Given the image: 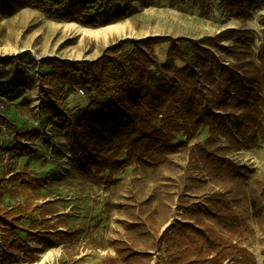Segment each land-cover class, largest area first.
<instances>
[{
  "label": "trees",
  "instance_id": "trees-1",
  "mask_svg": "<svg viewBox=\"0 0 264 264\" xmlns=\"http://www.w3.org/2000/svg\"><path fill=\"white\" fill-rule=\"evenodd\" d=\"M129 1L0 0V44L5 37L2 20L21 9L36 10L56 23L97 30L122 22L134 9ZM138 1L143 7L190 4L202 17L216 10L235 20H247L264 4V0ZM165 43L169 47L160 64L154 49ZM255 45L253 30L227 28L198 39H122L94 61H31L40 69L37 77L44 113L50 120L68 119L76 159L74 175L82 185L109 186L130 166L155 172L170 156L187 153L186 169L197 174L181 176L183 189L175 211L187 212L192 223L176 222L161 234L153 229L152 248L159 255L158 264H257L242 242L254 234V223L264 221V183L261 188L260 184L250 186L251 170L229 158L221 144L224 139L234 151L248 148L263 128L264 39L256 54ZM28 56V52L0 56L1 97L6 68ZM28 87V82H19L21 90L11 93L21 107L27 106L22 91ZM76 93L85 96L87 104L68 112L66 101ZM0 122L17 130L3 115ZM202 131L208 136L196 142ZM25 133L29 137L30 132ZM2 149L0 264H31L37 254L60 245L73 233L59 231L57 223L50 222L48 217L55 213L50 203L33 204L49 178L34 177L27 165L22 170L3 166ZM198 182L219 187L192 202L189 193L198 188ZM19 196L23 202L6 205L7 197ZM154 200L152 195L142 204L149 209ZM32 242L40 248L30 247ZM117 245L122 246L116 252L119 262L152 261L151 254L133 245Z\"/></svg>",
  "mask_w": 264,
  "mask_h": 264
},
{
  "label": "rangeland",
  "instance_id": "rangeland-1",
  "mask_svg": "<svg viewBox=\"0 0 264 264\" xmlns=\"http://www.w3.org/2000/svg\"><path fill=\"white\" fill-rule=\"evenodd\" d=\"M129 5L134 9L127 13L122 22L107 26L109 28L104 27L107 29H97L101 30L97 34L82 33L77 27H83L74 23L50 21L33 9H21L1 22L5 37L0 44V56H21L25 52L29 54L27 58H21L9 66L4 73V81L7 82L2 88L5 94L0 98L6 109L2 115L12 123L16 122L17 130L0 122V138L10 142L1 140L0 148H3L5 163L3 166L22 170L24 165H27L33 173L34 171L37 173L38 177L48 176L52 179L48 186L40 191L38 200L33 204L45 200L53 202L57 211L65 214L67 226L80 231L70 251L61 248L51 249L45 254L37 255L33 264H58L62 262L60 260L68 264H107L105 256L106 253L114 254L112 246L114 240L137 244L142 251H148L153 256L151 264H158L159 255L151 247L154 238L150 234V220L155 218L159 224L156 228L163 229L169 228L176 222L192 223L187 212H176L175 208L183 189L181 176L185 174V177H196L197 172H188L187 153L181 152L170 156L168 161L155 172L151 169L143 170L130 166L119 173L116 181L108 188L81 189L72 174L76 160L69 136H63L60 144L58 143L61 148L51 150V141L56 143L58 139H50V134L47 136V133H43L48 141L44 140V150L39 153L34 149L36 145L34 139L31 140L33 136L27 137L29 133H25L32 129L30 134H39V132L33 133L37 130V125L45 129L53 126L43 123L41 118L36 117L39 113L45 115L46 113L41 101H37L41 97L37 77L40 69L31 61L39 63L44 58L94 61L105 49L122 39L137 41L152 36L198 39L215 35L227 28L253 30L256 34L255 54L264 39V4L256 8L247 20L226 18L216 10H213L208 17H202L198 8L190 4L179 8H171L166 4L143 7L138 0H130ZM168 47V43L155 47L154 51L159 63L165 61ZM22 81L29 83V87L22 91L23 99L27 101L26 107L19 106L18 101L14 102L11 99L12 92L21 90L19 82ZM83 98L81 93L73 94L69 99L70 106H83L86 102ZM260 107L264 112V105L261 104ZM63 118L66 120L63 124L67 125L68 119ZM22 119L24 121H21ZM63 130L65 128H62L59 134H69L68 131ZM207 136L206 131L200 132L196 142H203ZM63 144L65 148L62 147ZM221 144L225 146L229 158L251 170L249 185L260 184L256 186L261 188L264 183V121L263 128L258 131L248 148L234 151L231 144L224 139L221 140ZM22 153L25 156L19 158ZM64 166L67 167V171L60 176ZM2 169L4 168L0 165V175ZM218 187L209 182H198V188L189 193L192 197L191 201H199L209 195L213 188L218 189ZM152 195L155 196L151 207L157 212L155 216L149 210L151 208L148 209L142 204ZM17 201L23 202V198L7 197L6 205L11 206ZM120 222H124V225ZM127 226L131 228L127 229ZM253 228L254 234L248 236L242 243L255 256L257 264H264V221L261 224L254 223ZM22 237L25 238V235ZM98 242H103L106 249L95 248L94 244ZM29 246L33 244L30 243Z\"/></svg>",
  "mask_w": 264,
  "mask_h": 264
},
{
  "label": "crops",
  "instance_id": "crops-1",
  "mask_svg": "<svg viewBox=\"0 0 264 264\" xmlns=\"http://www.w3.org/2000/svg\"><path fill=\"white\" fill-rule=\"evenodd\" d=\"M160 63H163V62H160ZM8 68H6V70H7ZM5 70V71H6ZM5 82H7V81H5ZM38 85V84H37ZM36 85V86H37ZM37 88H38V86H37ZM71 96H73V95H70V97ZM70 97L67 99V105H66V108L67 109H69V110H73V109H75V108H79V107H82V106H74V105H72V106H70V104H69V99H70ZM84 101H86L85 103H84V105H86L87 104V101H88V99L84 96ZM38 102L39 101H41L40 99H38L37 100ZM83 105V106H84ZM32 106H30V108H31ZM32 109H33V107H32ZM7 113V111L5 112V114ZM38 119H42V121H43V123H47L48 125H52L53 124V126H51V128L49 129H45L44 127H40L39 125H37L36 126V128H37V130H34V132L33 133H38L39 132V134H30L29 135V137H32L33 136V138H31V140H33L34 139V144L36 145L35 147H34V149H36L37 150V152H39V153H42V151L44 150V140H47L48 141V139H45L44 138V135L45 134H43V133H47L46 135L47 136H49V134L51 135L49 138L50 139H58V140H56V141H58V142H56V143H54L53 141H51V143H52V147L50 148L51 150H54V148H61V146L59 145L58 146V143L60 144V142L62 141V138H63V136L65 137L66 135L67 136H69V134H59V131H62V128L64 129L65 128V130H63V131H68V128H67V125H65V124H63L64 123V121H66V120H64V118L63 117H65V116H63V117H58V118H56V119H54V120H50L49 119V117H47V115H44V114H42V113H39L37 116H36ZM47 117V118H46ZM25 118V116L23 117V119ZM66 118V117H65ZM21 120V121H24V120ZM45 119H47L46 121H45ZM59 122H61V123H59ZM16 123V122H15ZM22 124H23V122H22ZM26 125H28V124H26ZM25 125V127H27ZM46 127V126H45ZM56 127H58L57 128V130H55L56 129ZM45 129V130H44ZM32 130V129H31ZM31 130L30 131H26V132H31ZM55 132H58V133H55ZM1 136V135H0ZM1 140H7V139H4V138H0V145H1ZM54 140V141H55ZM8 142H9V140H7ZM10 143V142H9ZM33 144V143H32ZM39 145V146H38ZM62 147H64L65 148V146H64V144L62 145ZM73 147V146H72ZM73 149V148H72ZM75 159V158H74ZM76 160V159H75ZM19 167V166H18ZM76 167V166H75ZM64 169L63 170H61V173L59 174L60 176L61 175H63L64 173H65V171H67L66 170V166H64L63 167ZM75 169V168H74ZM16 170H19V169H17L16 168ZM30 171H32V173H33V170H31L30 169ZM37 173L34 171V173H33V176L34 177H36V178H42V177H38L37 175H36ZM72 174H73V177L75 178V180H76V182H77V185H79L80 186V188L81 189H89V188H92V189H94V188H108L109 186H104V185H100V186H96V185H82L80 182H79V180L75 177V175H74V170L72 171ZM58 174H57V176H59ZM59 176V177H60ZM45 178H48V176L47 177H45ZM116 179V178H115ZM51 180L52 179H50L49 178V182L47 183V185L46 186H48V184L51 182ZM111 185H113V184H111ZM45 186V187H46ZM39 194H40V192H38ZM39 198V197H38ZM38 198H37V200H38ZM37 200H35V201H37ZM34 201V202H35ZM146 201V200H145ZM144 202V201H143ZM142 202V203H143ZM40 203H50L51 205H52V207L54 208V210H55V213L53 214V215H51V216H49L48 217V219L50 220V222L51 223H57V229L59 230V231H69V232H72L73 233V236H69L68 237V239L66 240V241H64L63 243H61L60 245H58V246H56V247H50V248H47V249H45L42 253H39V254H37V255H40V254H45L46 252H48L49 250H51V249H58V248H61L62 250H66L67 252L68 251H70L71 250V248L72 247H74V245H75V242L77 241V239H78V237H79V234H80V231H77V230H74V229H71V228H69L68 226H67V220H66V217H65V214H60L58 211H57V208H56V206H55V204L53 203V202H51V201H47V200H45L44 202H40ZM40 203H38V204H40ZM35 205H37V204H35ZM62 215V216H61ZM155 222L152 224V222L150 221V223H151V225H150V234L153 236V238L155 239V237H154V234H153V229H155V230H158L159 231V234H161L165 229H163L162 227H157L156 228V226H158L159 224H158V222H157V220L155 219V218H152ZM146 220H147V217H146ZM120 224L121 225H124V222H120ZM131 228V226H127V229H130ZM152 228V229H151ZM154 239H153V241H154ZM153 241H152V243H153ZM117 243L118 244H122V245H133L135 248H136V250L137 251H139V252H142V253H148V251H142L141 249H140V247L137 245V244H135V243H133V242H131V243H128V242H124V241H122V240H114L113 242H112V246H113V251H114V254L112 255V254H107L106 253V256H105V260H106V263L107 264H125V263H123V262H119V261H117V258H118V256H117V250H118V248H121L122 246L121 245H117ZM30 244V243H29ZM32 244H33V246H30V247H33V248H37V249H39L40 248V245H38L36 242H32ZM94 246H95V248H99V249H102V250H105L106 249V245L103 243V242H98V243H95L94 244ZM151 247H152V245H151ZM153 249V248H152ZM149 254V253H148ZM36 255V256H37ZM76 258V257H75ZM152 259H153V256H152ZM60 261H62V262H60V263H58V264H68V263H66V261H64V260H60ZM35 262V261H34ZM33 262V263H34ZM152 262V261H151ZM151 262L149 263V264H151ZM33 263H31V264H33ZM139 264H141V263H139Z\"/></svg>",
  "mask_w": 264,
  "mask_h": 264
},
{
  "label": "bare ground",
  "instance_id": "bare-ground-1",
  "mask_svg": "<svg viewBox=\"0 0 264 264\" xmlns=\"http://www.w3.org/2000/svg\"><path fill=\"white\" fill-rule=\"evenodd\" d=\"M74 25V24H73ZM75 27H77L76 25H74ZM79 28V30L82 32V33H89V34H97L98 32H100L101 30H87V29H83V28H80V27H77ZM109 28V27H107ZM107 28H104V29H107Z\"/></svg>",
  "mask_w": 264,
  "mask_h": 264
},
{
  "label": "built area",
  "instance_id": "built-area-1",
  "mask_svg": "<svg viewBox=\"0 0 264 264\" xmlns=\"http://www.w3.org/2000/svg\"><path fill=\"white\" fill-rule=\"evenodd\" d=\"M5 105L3 103V101H1V98H0V115H2L5 111Z\"/></svg>",
  "mask_w": 264,
  "mask_h": 264
}]
</instances>
